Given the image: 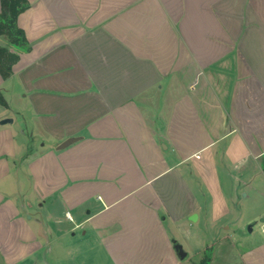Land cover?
Masks as SVG:
<instances>
[{
  "label": "crops",
  "instance_id": "0c3cea01",
  "mask_svg": "<svg viewBox=\"0 0 264 264\" xmlns=\"http://www.w3.org/2000/svg\"><path fill=\"white\" fill-rule=\"evenodd\" d=\"M28 1L26 45L0 35L19 55L0 72V264H184L176 245L201 255L243 217L252 235L264 0ZM255 240L244 264H264Z\"/></svg>",
  "mask_w": 264,
  "mask_h": 264
},
{
  "label": "rangeland",
  "instance_id": "374dc122",
  "mask_svg": "<svg viewBox=\"0 0 264 264\" xmlns=\"http://www.w3.org/2000/svg\"><path fill=\"white\" fill-rule=\"evenodd\" d=\"M243 217V224L241 229L235 231L236 235L232 236L229 231L219 230L212 233L205 238L209 242L210 248L204 251L203 254H193V250L188 245H184V251L189 252V256L184 260V264H244L241 259V253L253 243V240H260L264 236L262 227L263 222L260 221L256 225L255 232L249 234L248 223L245 228ZM231 235V237H229ZM255 240V241H256ZM216 241V242H215ZM216 243V244H215Z\"/></svg>",
  "mask_w": 264,
  "mask_h": 264
},
{
  "label": "trees",
  "instance_id": "16d2710c",
  "mask_svg": "<svg viewBox=\"0 0 264 264\" xmlns=\"http://www.w3.org/2000/svg\"><path fill=\"white\" fill-rule=\"evenodd\" d=\"M28 7V0H2L0 35L7 37L14 45L24 46L27 43L24 30L18 26V18ZM18 60V54L0 45V72L4 78L11 76L12 67Z\"/></svg>",
  "mask_w": 264,
  "mask_h": 264
},
{
  "label": "water",
  "instance_id": "95a60500",
  "mask_svg": "<svg viewBox=\"0 0 264 264\" xmlns=\"http://www.w3.org/2000/svg\"><path fill=\"white\" fill-rule=\"evenodd\" d=\"M2 122H3V123H8V122H12V120H11V119H5V120H3ZM76 140H77V138H70V139H67L66 141H64V142L60 145V149L66 148V147L69 146L70 144L74 143ZM260 221L264 223V218H262ZM255 224H256L255 222H253V223L250 224V226H249V231H250V232L253 231V227H254ZM176 249H177V251H178L180 257H181L182 259H185L186 256H187V253L184 251L182 245H176Z\"/></svg>",
  "mask_w": 264,
  "mask_h": 264
},
{
  "label": "built area",
  "instance_id": "2783aa9c",
  "mask_svg": "<svg viewBox=\"0 0 264 264\" xmlns=\"http://www.w3.org/2000/svg\"><path fill=\"white\" fill-rule=\"evenodd\" d=\"M66 216L67 218L72 219L70 212H67Z\"/></svg>",
  "mask_w": 264,
  "mask_h": 264
}]
</instances>
